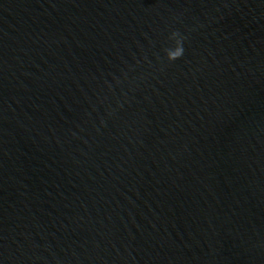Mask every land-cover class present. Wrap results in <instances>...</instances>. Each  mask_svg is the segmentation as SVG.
<instances>
[{
	"label": "water",
	"instance_id": "95a60500",
	"mask_svg": "<svg viewBox=\"0 0 264 264\" xmlns=\"http://www.w3.org/2000/svg\"><path fill=\"white\" fill-rule=\"evenodd\" d=\"M0 264H264V0H0Z\"/></svg>",
	"mask_w": 264,
	"mask_h": 264
},
{
	"label": "clouds",
	"instance_id": "9594fccd",
	"mask_svg": "<svg viewBox=\"0 0 264 264\" xmlns=\"http://www.w3.org/2000/svg\"><path fill=\"white\" fill-rule=\"evenodd\" d=\"M168 39L173 42V46L167 47L163 51L165 53L166 60L172 62L179 59L183 55L184 53L183 43L187 39V37L182 35L179 31H172ZM116 83L119 84L120 81L116 80ZM108 89L109 91H111L112 85L109 84ZM101 123H103V121H101Z\"/></svg>",
	"mask_w": 264,
	"mask_h": 264
}]
</instances>
